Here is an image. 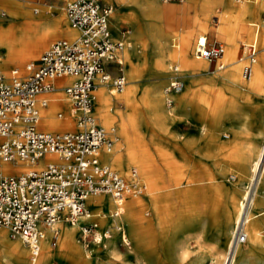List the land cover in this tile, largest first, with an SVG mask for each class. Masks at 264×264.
<instances>
[{"label":"bare ground","instance_id":"bare-ground-1","mask_svg":"<svg viewBox=\"0 0 264 264\" xmlns=\"http://www.w3.org/2000/svg\"><path fill=\"white\" fill-rule=\"evenodd\" d=\"M112 1L117 4L116 10H113L110 17L113 27L118 29L123 22L133 25V33L127 37V46L121 50L120 54L122 62L129 66L130 79L122 91H115L105 86L97 89L94 100L95 118L97 117L96 121L98 120L101 124H113L112 126L118 132L115 147L111 151L102 152L104 160L112 167L113 164H135L146 181L147 190L137 196L127 195L119 207L120 214L118 215H114L116 201L112 194L102 192L89 196L87 205L91 207V213L102 214L103 218H106L108 214L102 210L109 209L110 213L109 219H102L101 223H98L96 240L105 239L103 245L106 252L111 256H119L116 237L122 235L130 243L128 237L130 233L134 247L130 246L128 251L121 256L126 258L135 255L136 249L142 255H150L151 246L157 234L156 230H166L170 226L172 215L177 207L181 206L187 212L196 210L202 217L207 216L208 220L215 225L217 232L223 234L226 248L224 264H234L235 256L239 252L253 256L255 264H264L263 147L254 160V172L248 185L242 195L233 200V207L225 211L226 220H224L223 202L231 190L228 180L231 175L234 178L238 177L236 173L230 172L233 153L237 151V148L246 146L247 143L244 140L245 134L240 132V129L245 126L240 111L221 103L222 99L217 94L214 106H216L219 117L218 121L225 123L230 119L222 132L205 136V127L202 126L199 135H194L191 132L181 139L201 159L210 157L207 154V147L213 144L215 153L220 155L215 160L217 174H208L206 177L198 178L190 173H184L186 166L178 160L176 155V149L180 142L178 136L180 132L177 131L176 126L180 123L181 116L188 111V106L194 102L198 105V100L202 98L203 94L198 86L195 70L206 71L209 63L196 55V57L190 56L185 47H180L175 51L171 50L168 37L163 32V24L160 22L165 15V10L159 0ZM224 1L204 0L200 15L195 19V22H198V32L205 37L202 30L213 25L219 33H224L227 40L225 58L227 65H231L230 80L238 91L240 88L243 90L259 88L264 96V18H262L264 0H256L257 3L252 4L254 7L252 25L254 27L252 25L250 27L252 42L257 44L259 39L261 52H257L254 60L249 58V63L246 64L243 57L240 56L242 52L235 51V38L229 27L230 15L234 14V8L230 11L225 6L222 13L213 11L215 2ZM2 3L8 6L13 18L21 19V23L9 26L0 25V49H4V55L2 56L0 53V71L7 72V62L9 61L15 64L34 57L47 41L54 37L74 38L76 36L75 28L63 14H60L56 19L39 23L37 19L29 18L28 14L34 13L35 9L40 6L25 3L24 0H0V4ZM49 7H55L57 10V5ZM3 9L6 11L5 7ZM175 12L176 10L174 13L172 12L171 16L176 17L178 14ZM258 15L261 16L260 23L256 20ZM29 26L31 28L28 29ZM143 31L148 33L152 41V56L149 60L141 63L134 42ZM163 37L165 40L162 41ZM184 41H186L185 34L181 42ZM177 56L183 69L186 70L183 74L180 72L179 65L171 64V60ZM168 68L174 70L173 78L170 81L180 82V85L171 93L172 96H164L165 88L162 89L160 84L146 88L139 83L146 74L145 72L160 75ZM246 68H248L247 71ZM74 78L76 79L72 75L66 76L62 82H72ZM140 98L147 101L152 116L153 132L150 137V145L145 141L146 137L140 134L135 127L129 110L122 111L117 108L122 103L129 109L128 107ZM169 98L177 99L178 103L175 107L167 106ZM71 107V103L64 97L62 91L53 93L48 106L41 111L39 126L51 131L72 129L75 120L70 116ZM60 111L63 112V116H59ZM76 127L78 128L77 122ZM45 158L53 157L46 155L36 163L18 159L16 161L0 160V170L15 173L28 171L34 167H41ZM116 170L121 173L120 170ZM204 181L207 186L205 189H201L197 183ZM89 218L88 215H83L75 223L61 220L53 227L46 229L41 240V250L34 264H53L57 258L69 260L70 264H89L84 258V244L77 238L79 229L84 228L81 222ZM104 227L106 235L100 230ZM240 229L246 234L243 242L235 240L236 232ZM58 233L59 247L53 249L49 244V237L51 234ZM7 237L8 231L0 229V245L3 246L0 251V264H25V262L29 264V261H26L25 247L27 246L22 239L10 240Z\"/></svg>","mask_w":264,"mask_h":264},{"label":"built area","instance_id":"built-area-1","mask_svg":"<svg viewBox=\"0 0 264 264\" xmlns=\"http://www.w3.org/2000/svg\"><path fill=\"white\" fill-rule=\"evenodd\" d=\"M60 1L77 35L50 43L38 59L26 64L27 75H22L18 67L8 76L0 71V160L36 163L46 155L53 157L45 158L39 168L20 173L0 170V226L22 239L29 250V264H34L39 255L46 229L61 220L75 223L83 215L95 216L87 205L89 196L112 194L116 201L114 215H118L127 195L137 196L147 190L136 167L125 176L102 159L103 151L113 149L115 127L98 124L93 111L99 87L122 91L127 84L120 52L129 31L123 30L119 38L112 36L114 4L110 1ZM0 11L7 14L4 9ZM244 46L254 60L256 42ZM194 54L218 69L226 66L224 47L209 44L206 36L198 40ZM67 75L76 79L69 83L55 81ZM179 85V81H170L165 92L170 96ZM57 90L71 103L70 116L77 121V129L51 131L39 127L41 110ZM172 101L168 99V103ZM58 114L63 116L62 111ZM98 223H85L81 232L84 237ZM245 238L242 229L236 232L237 242Z\"/></svg>","mask_w":264,"mask_h":264},{"label":"rangeland","instance_id":"rangeland-1","mask_svg":"<svg viewBox=\"0 0 264 264\" xmlns=\"http://www.w3.org/2000/svg\"><path fill=\"white\" fill-rule=\"evenodd\" d=\"M43 1L44 0H34L32 3L28 0H24L25 3L32 5L41 4ZM255 1L256 0H225L224 2H215L213 5V11L215 13H222V11L225 9V6H227L230 11L232 8H234V14L230 15L229 27L231 28L230 31L232 36L235 38V51L237 52L240 50L242 52L240 56L243 57V60H245V64L249 63L250 60L244 44L252 42L253 39L252 36H250V27L253 21L252 13L254 10L252 4L257 3ZM44 2L48 3V5H45L47 10H41L38 12V15L43 13L47 16L58 17L60 14H63L65 18L67 17L62 1L45 0ZM159 3L165 10V15L160 22L163 24V32L168 37V43L171 50L175 51L180 47H185L190 56L196 57L194 54V47L199 39L203 40L205 38L199 34L200 32H198V22H195V19L200 15L204 0H159ZM53 5H57V13H55V7H49ZM4 7L7 14H0V25L9 26L13 24H20L21 19L13 18L9 12L8 6L3 3L0 4V9H3ZM115 7H117V4L114 2V9L116 10ZM174 10H176L175 13L178 14L176 17L171 16L172 12L174 13ZM229 10L226 11L229 12ZM262 18H264V14L262 15ZM260 19L261 16L258 15L256 19L258 20V23H260ZM37 21L42 23L47 20L37 19ZM110 27L113 33H115V38H119L123 30L129 31L127 33V37L133 33V25L126 22H123L118 29H115L113 27V23L110 21ZM252 27L254 26L252 25ZM29 28H31V26H29L28 29ZM202 33H205L209 44H222L224 47L223 61L226 63V66L223 69H218L215 67L214 63L208 61L207 59L201 58L209 63L206 71L202 69L195 70L197 73L195 74V77L197 78L198 86L201 89L203 95L202 98L198 100V105H196L194 102L192 105L188 106V111L186 114L181 116V120L179 121L180 123L176 126L177 131L180 132L178 135L180 142L178 144V148L176 149V155L178 160H180L186 166L184 173H190L197 176L198 178L206 177L208 174H217L215 169V160H217L220 155L219 153H215V147L213 144L207 147V154L210 157L201 159L197 157L193 151L181 141V139L191 132H193L194 135H199L200 128L202 126L205 127V136L212 133L222 132V129L229 123L230 119H228L225 123H220L218 121L219 117L217 115L216 106H214V101L217 97V94L222 99L221 103H225L227 107L231 106L238 112L240 111L245 123V126L242 129L247 130V134L243 133L245 134L244 140H246L247 143L246 146L237 148V151L233 153L230 172L236 173L238 177L234 178L231 175V177H229L230 179L228 180L231 190L230 194L225 196L223 202V219L226 220L225 211L229 208H232L234 203L233 200L239 198L244 192L254 172V160L258 157L262 147L264 150V102L262 101L264 96L262 95V91L259 88H250L245 90L240 88V91H238L234 83L230 80L229 69L231 65H227V60L225 58L227 46L225 34L222 32L219 33L213 25H209L205 30H202ZM184 34L186 41L181 42ZM56 39L58 38L48 40L37 55L26 61L15 64L10 61L7 62V72H2L8 76L9 71L12 68L18 67L22 75H27L28 73L25 70L26 64L30 61L38 59L42 51ZM163 40H165V37L162 38V41ZM134 46L138 51V56L141 63L151 58L152 41L150 40L147 32L143 31L140 33V35H138L137 40L134 42ZM257 48L258 53L261 52L259 39L257 42ZM0 53L3 56L4 49H0ZM171 64L179 65L180 72L182 74L186 72V70L183 69L182 63L178 56L177 58L171 60ZM128 68L129 66L123 63L124 74L127 78V82L129 83L130 78L128 74ZM145 73L146 74L139 82L142 84V86L151 88L156 85L159 86L160 84L161 88L164 89L169 84L170 79L173 78L174 70L172 68H168L167 71L160 75L152 74L150 72ZM105 87L110 88L107 86ZM163 94L164 96H168L165 91ZM170 96H172V94H170ZM177 103L178 101L176 99L171 103L166 104L169 107H175ZM117 108L122 111L129 110L135 127L138 129L140 134H143L146 137L145 141L150 145V137L153 132V123L147 101L140 98L130 107H128L129 109H127V107L122 103L119 104ZM93 109L95 114V104ZM76 122L77 121L75 120L72 129H77ZM97 123L100 125H113L101 124L100 122ZM248 133L250 136H248ZM117 136L118 132L115 130L113 148L115 147ZM171 147H173L172 144ZM101 156L104 160L103 154ZM263 157L264 151L262 153V158ZM261 161L262 159L260 160V164ZM132 167L137 168L140 176L146 183L139 168L135 164H113V168L120 170L121 174L125 176L130 173ZM197 185L200 186L201 189H205L207 183L204 181L197 183ZM182 208L183 207L181 206L177 207L175 213L171 217L170 226L166 230H156L157 234L153 240L150 255H142V253L140 254L136 249L135 255L133 254L126 258L121 256L126 251H128L130 246L134 247L133 238L129 233L128 237L130 243L129 241L125 240L122 235L116 237V246L119 249L120 255L111 256L104 249L103 242L105 239H102V241L96 240V231L98 227L93 228L87 237H84V235L81 233L83 229H79L77 238L84 244L83 254L85 260L89 264H224L226 248L225 243L223 242V234L221 232H217L215 225L208 220L207 216L202 217L201 214L196 210L193 212H187ZM102 211L108 214L106 218H103L102 214L99 216L95 214V216L92 215L88 220L82 221L81 225L83 226L85 223H88L91 220H97L100 222L102 219H109V209H104ZM0 229H6L8 231L7 238L10 240L21 239L18 235L12 234L11 231L5 226H0ZM100 230L103 231L104 235H106L105 227ZM57 235L59 236V233ZM49 244L51 248L57 249L59 247V238L53 239V234H51L49 237ZM25 248L27 251L26 261H29V250L27 247ZM2 249L3 246L0 245V251ZM53 264H70V262L66 259L57 258ZM234 264H255V260L253 256L239 252L235 256Z\"/></svg>","mask_w":264,"mask_h":264},{"label":"crops","instance_id":"crops-1","mask_svg":"<svg viewBox=\"0 0 264 264\" xmlns=\"http://www.w3.org/2000/svg\"><path fill=\"white\" fill-rule=\"evenodd\" d=\"M28 1H30V2H33L34 0H28ZM45 1V0H44ZM41 2V4H36L37 6H40L38 9H35V12L34 13H32V14H28V17L29 18H31V19H33V20H35V19H45V20H49V19H56L57 17L56 16H47V15H45V14H41L40 13V15H38V12H40L41 10L42 11H45V10H47L46 8H45V3L47 2ZM106 1H110V2H112L113 4H114V2L112 1V0H106ZM50 12V11H49ZM58 12V10H55V13H57ZM35 17V18H34ZM56 17V18H55ZM112 31V30H111ZM75 32H76V35H77V31H76V29H75ZM112 34H113V37H115V33H113V31H112ZM120 37V36H119ZM54 38H56V37H54ZM118 38V37H117ZM217 68V67H216ZM67 76H70V75H67ZM66 76H64V77H62V78H58V79H56L58 82H61V81H63L64 80V78H65ZM55 80V81H56ZM73 80H75V78L73 79ZM72 80V81H73ZM69 82H71V81H69ZM69 82H67V83H69ZM59 91H61V90H57V91H55V92H53L54 94H56L57 92H59ZM52 93V94H53ZM262 101L264 102V99H262ZM48 106V105H47ZM43 109V108H42ZM42 111V110H41ZM97 118V117H96ZM98 119V118H97ZM97 122H99V121H97ZM263 123H264V120H263ZM240 132L241 133H245V134H247V130H245V129H240ZM248 136H250L249 135V133H248ZM119 172V171H118ZM120 173V172H119ZM96 214V213H95ZM64 224V223H63Z\"/></svg>","mask_w":264,"mask_h":264}]
</instances>
